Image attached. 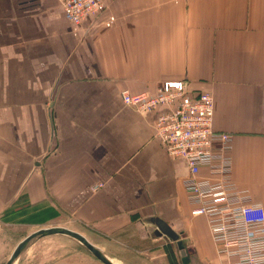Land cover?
<instances>
[{
	"label": "crops",
	"instance_id": "1",
	"mask_svg": "<svg viewBox=\"0 0 264 264\" xmlns=\"http://www.w3.org/2000/svg\"><path fill=\"white\" fill-rule=\"evenodd\" d=\"M61 1L0 0V216L65 214L118 264L180 258L160 219L208 264L185 162L155 137L156 114L121 92L180 81L210 93L214 130L232 136V179L264 207V0H108L77 33Z\"/></svg>",
	"mask_w": 264,
	"mask_h": 264
},
{
	"label": "built area",
	"instance_id": "2",
	"mask_svg": "<svg viewBox=\"0 0 264 264\" xmlns=\"http://www.w3.org/2000/svg\"><path fill=\"white\" fill-rule=\"evenodd\" d=\"M108 0H62L64 15L77 33L84 23L107 11ZM117 22L114 15L105 27ZM125 106L143 117L155 113V137L167 153L182 159L192 215L207 220L216 264H264V207L232 179V136L214 130V98L192 95L183 82H165L155 94L122 91ZM202 170H207L205 176ZM101 187V185H98Z\"/></svg>",
	"mask_w": 264,
	"mask_h": 264
},
{
	"label": "rangeland",
	"instance_id": "3",
	"mask_svg": "<svg viewBox=\"0 0 264 264\" xmlns=\"http://www.w3.org/2000/svg\"><path fill=\"white\" fill-rule=\"evenodd\" d=\"M57 212L41 211L33 212L26 207V211L22 213L15 210V206H11L4 214L0 216V264H6L17 244L30 233L43 229L48 225L60 224L70 230L86 235L91 242H95L94 236L83 229H79L74 221H71L65 214L63 216L64 223H58L62 218ZM61 218V219H60ZM38 224V225H37ZM79 229V230H78ZM96 244V243H95ZM202 257L208 264H216L218 255L214 250L208 247L202 252ZM174 260L168 259L165 264H181V260L177 253L172 252ZM195 259V257H194ZM192 257L193 264L195 260ZM16 264H102L88 253L83 246L74 241L70 237L63 235H55L46 237L37 241L27 251H25ZM199 264V263H198Z\"/></svg>",
	"mask_w": 264,
	"mask_h": 264
},
{
	"label": "water",
	"instance_id": "4",
	"mask_svg": "<svg viewBox=\"0 0 264 264\" xmlns=\"http://www.w3.org/2000/svg\"><path fill=\"white\" fill-rule=\"evenodd\" d=\"M156 225L161 235H164L167 240H170L177 244L179 248L181 264H190L185 241L183 240L181 234H178L176 231H174L171 226L164 220L157 219ZM55 235H64L74 239V241L83 246L88 253H90L102 264H118L104 251L90 242L83 234L62 226L39 229L27 235L17 244L6 264H16L21 255L37 241Z\"/></svg>",
	"mask_w": 264,
	"mask_h": 264
},
{
	"label": "flooded vegetation",
	"instance_id": "5",
	"mask_svg": "<svg viewBox=\"0 0 264 264\" xmlns=\"http://www.w3.org/2000/svg\"><path fill=\"white\" fill-rule=\"evenodd\" d=\"M187 252H188V257H189L190 264H193V260H192L193 255H192V252L189 251V249H187Z\"/></svg>",
	"mask_w": 264,
	"mask_h": 264
},
{
	"label": "bare ground",
	"instance_id": "6",
	"mask_svg": "<svg viewBox=\"0 0 264 264\" xmlns=\"http://www.w3.org/2000/svg\"><path fill=\"white\" fill-rule=\"evenodd\" d=\"M64 236V235H63ZM66 237H68V236H66ZM72 239V238H71ZM74 240V239H73ZM27 251V250H26Z\"/></svg>",
	"mask_w": 264,
	"mask_h": 264
}]
</instances>
